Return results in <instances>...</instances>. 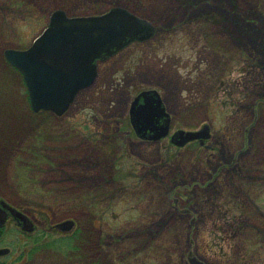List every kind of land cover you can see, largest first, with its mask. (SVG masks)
Wrapping results in <instances>:
<instances>
[{
    "label": "rangeland",
    "instance_id": "rangeland-1",
    "mask_svg": "<svg viewBox=\"0 0 264 264\" xmlns=\"http://www.w3.org/2000/svg\"><path fill=\"white\" fill-rule=\"evenodd\" d=\"M178 1L0 0V199L34 211L36 224L70 215L86 229V244L99 236L105 242L109 264H175L178 248L184 252L189 243L170 203L193 176H204L206 162L238 164L237 174L223 177L242 179L264 212V0ZM111 8L147 21L153 37L99 63L96 83L62 116L31 111L4 50L27 48L55 10L78 17ZM143 87L158 90L174 128L207 125L205 144L176 149L165 140L147 145L124 137L113 143L109 133L101 136L104 147L83 141L91 109L99 115L92 128H125ZM183 200L187 205L188 196ZM5 230L1 245L12 246L17 235ZM204 247L205 234L197 232L193 249ZM48 257L27 264H86Z\"/></svg>",
    "mask_w": 264,
    "mask_h": 264
},
{
    "label": "flooded vegetation",
    "instance_id": "flooded-vegetation-1",
    "mask_svg": "<svg viewBox=\"0 0 264 264\" xmlns=\"http://www.w3.org/2000/svg\"><path fill=\"white\" fill-rule=\"evenodd\" d=\"M150 37L153 36H138L111 55L96 60L93 83L82 91L89 89L96 83L99 63L123 48ZM146 91H155L163 103L161 94L156 88L143 87L134 94L130 106L136 96ZM129 110L130 107L126 115L125 128L101 130L92 128L95 120L99 119V115L91 109V112L87 114V121H89L86 123L87 128L81 132L80 136L84 142L97 147H104L109 144H105V138L101 137L105 133H109L113 143H115V137L135 139L139 143L147 145L159 144L165 140L168 146H173L176 149L185 148L191 143L202 147L210 136L208 135L206 139L183 142L180 145L181 131H201L204 125L191 130L174 128L172 117L165 109L169 115L167 135L156 139L154 137L159 134V130L155 129L154 126L158 127L162 124V120L156 124L154 118L153 122L143 125L141 129H135L130 122ZM110 145L111 148L114 144ZM168 162L167 159L162 160V164ZM112 163L115 166L116 158ZM237 169L241 170L242 168L235 162H206L204 176H193L188 182L187 190L183 192V196L179 194L180 196L172 198L170 206L174 209L178 222L186 224L180 225V227L188 232L189 243V248L184 252L178 248L175 264L259 263L260 255L264 252V212L259 210L254 199L244 192L242 179L223 177V175H229L233 172H235L233 175L237 174L235 171ZM258 184L254 183L255 186ZM186 195L188 196L187 205L183 200ZM248 202L252 203V207H249ZM200 208L205 210L204 214L200 213ZM34 215V211L22 210L0 199V264H27L35 259L47 263L48 255L60 256L63 259L85 262L86 264H109L105 262L108 252V246H104L105 242L101 241L99 236L92 247L86 244L84 240L86 229L84 226H80L70 215L63 216L55 223L48 219L41 224L35 223ZM202 216L204 218L200 219ZM98 221L101 222L100 219ZM7 226H11L17 235L12 246L1 245L3 238L9 232L5 230ZM92 229H97L98 234L100 233L99 226L92 224ZM197 232L205 234V247L200 252L193 249ZM10 255L12 259L9 261Z\"/></svg>",
    "mask_w": 264,
    "mask_h": 264
},
{
    "label": "water",
    "instance_id": "water-1",
    "mask_svg": "<svg viewBox=\"0 0 264 264\" xmlns=\"http://www.w3.org/2000/svg\"><path fill=\"white\" fill-rule=\"evenodd\" d=\"M151 25L121 8H113L98 16L67 17L53 11L45 29L24 50L6 49L5 61L22 76L30 108L62 115L76 94L94 80V62L121 48L128 40L142 36ZM130 122L136 129L147 123L162 124L155 129L165 137L169 116L155 91L139 94L132 102ZM183 136H182V135ZM181 142L205 139L200 132H180Z\"/></svg>",
    "mask_w": 264,
    "mask_h": 264
},
{
    "label": "trees",
    "instance_id": "trees-1",
    "mask_svg": "<svg viewBox=\"0 0 264 264\" xmlns=\"http://www.w3.org/2000/svg\"><path fill=\"white\" fill-rule=\"evenodd\" d=\"M178 3H180L178 0H176ZM99 14V13H98ZM252 64V63H251Z\"/></svg>",
    "mask_w": 264,
    "mask_h": 264
}]
</instances>
